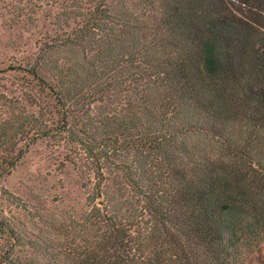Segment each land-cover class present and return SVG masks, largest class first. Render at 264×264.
<instances>
[{"label":"rangeland","instance_id":"374dc122","mask_svg":"<svg viewBox=\"0 0 264 264\" xmlns=\"http://www.w3.org/2000/svg\"><path fill=\"white\" fill-rule=\"evenodd\" d=\"M157 1L0 0L4 264H82L112 225L143 226L147 179L165 197L179 188L175 173L191 165L181 142L197 157V134H177L164 151L135 144L166 113L152 106L164 92L144 50ZM139 163L152 174H138ZM245 264H264V239Z\"/></svg>","mask_w":264,"mask_h":264},{"label":"trees","instance_id":"16d2710c","mask_svg":"<svg viewBox=\"0 0 264 264\" xmlns=\"http://www.w3.org/2000/svg\"><path fill=\"white\" fill-rule=\"evenodd\" d=\"M157 2L144 50L153 55L148 77L164 92L152 106L166 113L135 144L164 151L177 134H197V157L184 139L191 165L175 173L179 188L165 197L147 179L143 226L112 225L82 264H245L264 239V0ZM4 132L0 150L11 140ZM3 162L0 178L9 173ZM147 164L139 163L144 178Z\"/></svg>","mask_w":264,"mask_h":264}]
</instances>
